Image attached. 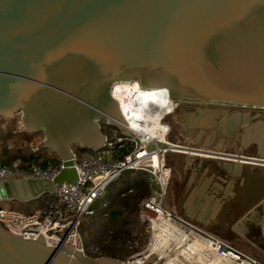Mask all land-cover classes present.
<instances>
[{"label":"water","instance_id":"water-1","mask_svg":"<svg viewBox=\"0 0 264 264\" xmlns=\"http://www.w3.org/2000/svg\"><path fill=\"white\" fill-rule=\"evenodd\" d=\"M131 79L167 89L175 105L160 122L171 126L168 144L264 160V117L221 109H264V0H0V118L20 116L27 133L44 135L37 148L66 166L72 145L104 146L100 119L134 137L110 96L115 82ZM236 129L240 140L223 146ZM77 176L67 168L54 181ZM51 189L50 180H0V202ZM172 241L139 263L50 246L41 233L24 239L0 225V264H151Z\"/></svg>","mask_w":264,"mask_h":264},{"label":"built area","instance_id":"built-area-1","mask_svg":"<svg viewBox=\"0 0 264 264\" xmlns=\"http://www.w3.org/2000/svg\"><path fill=\"white\" fill-rule=\"evenodd\" d=\"M173 112V111H170ZM154 120L152 119V123ZM21 126L24 128L22 122ZM150 123L144 119L142 126ZM104 133V146L84 157L74 152L71 158L73 165L66 166V159L53 156L43 157L40 163L29 162L22 165L14 162L11 167L0 164V180L34 179L50 180L52 189L41 197H49L44 204L32 209L0 206V225L15 236L37 240L40 233L50 246L71 244L76 250L88 254L82 226L96 212V203L107 194L108 187L117 181L125 172H142L149 175L152 192L144 196L139 203V214L143 222L151 229V235L157 224L167 223L168 228L181 239L187 236L201 249V255L207 261L217 264H262L251 256L231 245L223 238L208 232L196 223L178 214L168 203L167 194L173 174V167L166 160L168 151H187L193 155L208 158H224L219 153L195 154L193 148L177 150L171 144L164 143L140 129H127L134 137L122 134L118 125L109 124ZM113 125V126H112ZM130 125V126H129ZM164 131L166 136L171 126ZM127 142L133 143L129 146ZM41 148H36L40 150ZM128 150V152H120ZM202 153V151L200 150ZM203 152H206L205 150ZM155 155L159 158L155 159ZM227 157V156H226ZM44 160L47 164L43 165ZM76 168L78 176L75 182H55L54 179L67 168ZM130 189L129 192H132ZM152 244L150 236V246ZM93 248V247H92ZM139 256V255H138ZM137 258V256H136Z\"/></svg>","mask_w":264,"mask_h":264},{"label":"crops","instance_id":"crops-1","mask_svg":"<svg viewBox=\"0 0 264 264\" xmlns=\"http://www.w3.org/2000/svg\"><path fill=\"white\" fill-rule=\"evenodd\" d=\"M201 151L189 152L215 153ZM53 157L61 156L56 153ZM170 157L173 183L178 176L175 189L182 186V203L178 207L181 214L237 249L264 260V160L234 155L203 158L184 153ZM177 199L176 192V204Z\"/></svg>","mask_w":264,"mask_h":264},{"label":"rangeland","instance_id":"rangeland-1","mask_svg":"<svg viewBox=\"0 0 264 264\" xmlns=\"http://www.w3.org/2000/svg\"><path fill=\"white\" fill-rule=\"evenodd\" d=\"M133 84H135V85L137 84L140 86L139 82H135ZM121 92H123V91L120 89L117 90V92H115V94L120 99H122ZM162 94L165 95V93H159L157 95L150 96V97H152V100H155V101L152 104V106H150L148 108L139 107L137 102L133 101L132 99H128L126 101L124 100V102H123L124 108H126V111L128 113H131L135 118L133 125H142V121L144 119H146V120L150 121V123H147L143 126L146 127L148 130H153L154 135H159L158 131L161 132L160 128L162 126H164V128H168L165 124H160L163 113L161 111L157 110L158 105L161 102H163V100H165V98H166V96H163ZM151 111H154V112L151 114ZM128 113H126V118L130 119L131 116H129L130 114H128ZM168 114H170V113H168ZM152 119L154 120L153 123H152ZM20 121H21L20 116H17L15 120H7V119H1L0 118V164L5 165L7 167H11L14 162L19 161V162H21L22 165H25L28 163V161L24 160L23 158H29L31 156V154L35 158H37L36 156L38 154H42L40 156H55L56 153L54 151H52V149H49V148L44 147V146L40 147L41 149L39 151L36 150L38 145L43 143L44 135L40 134V133H37V134L27 133L25 131V128H23L21 126ZM97 122H98V124L101 125L102 133L103 134L106 133L108 131V128H109L108 119H106V118L100 119ZM127 144L129 146L133 145V143H131V142H127ZM71 148H72V151H74L75 153H77L81 157H84V156L91 154L95 151L94 149H91L89 147L84 148L80 144H74L71 146ZM120 152L124 153V152H128V150H124V151H120ZM175 152L176 151H168L166 153V155H168V153H170L169 155L173 156L174 154H176ZM184 152H187V151L186 150L181 151L180 154H183ZM166 155H165V157H166ZM227 155L228 154L219 153V156H222L224 158ZM195 156L202 157L199 155H195ZM42 158L43 157H40L39 161ZM203 158H208V157H203ZM168 164L171 165L169 162H168ZM132 173H136V172H132ZM173 174H174V169H173ZM173 174H172V178H171L170 185H169V190H168V194H167V201L170 204V206L178 214H180L182 217H184L181 214V210L178 208L180 205L176 204V201L174 200V198L176 197L175 186L178 183L177 182L178 176L174 177V183H173ZM148 177H150V176L148 175ZM152 190H153V187L150 185V181H148V187H146V191H145L146 194L144 196L149 195L152 192ZM142 192H143V190H141V191H139V190L135 191L134 190L132 192H129V194H133L134 196H136V195L139 196L142 194ZM142 198L137 197V199H142ZM47 199L49 200V197H44V198L40 197L38 199L28 201V202H21L18 200L1 201L0 206L24 208V209H30V208L34 209L37 206L44 204ZM135 200H136V198H135ZM139 216H140V214H139ZM140 220H141V224H143L145 226L144 231H141L138 229V230H134L131 232V234L128 237V240L126 242V245H127L126 249L127 250L124 251V252H128L126 254L127 255L126 260L132 261L136 258V256L141 255V254H149L154 249L153 238H154V234H155V228H154L153 234L151 235V229L148 227L147 223L143 222L141 218H140ZM83 235H84V238L87 240L88 233H85ZM150 236H151V240H152L151 246H150ZM225 241L229 242L228 240H225ZM229 243L231 245H233L231 242H229ZM87 248H88V252L90 255L91 254L94 255V254L98 253L97 246L94 244L88 245ZM158 258H160V257H158ZM257 260H259L262 264H264V260H262L260 258H257ZM157 263L158 262H156L155 264H157Z\"/></svg>","mask_w":264,"mask_h":264},{"label":"trees","instance_id":"trees-1","mask_svg":"<svg viewBox=\"0 0 264 264\" xmlns=\"http://www.w3.org/2000/svg\"><path fill=\"white\" fill-rule=\"evenodd\" d=\"M122 95V101L132 99L137 102L139 107L148 108L152 106L155 100L152 97L162 92H146L135 84H120L117 86ZM116 87V88H117ZM180 111H190V107H179ZM170 121V120H169ZM173 127H177V123L170 121ZM180 154L178 152H175ZM166 155V159L171 163V157ZM38 158V159H37ZM23 158L29 162L40 163V157ZM46 165L47 162H43ZM148 175L142 172L132 173V171L125 172L117 181L113 182L107 190L104 198L100 199L95 206L96 212L89 220L82 226L83 234L88 233L86 245L94 244L97 246V254H89L93 257L109 256L120 260H126V242L131 232L134 230L144 231V225L141 224L139 216V203L146 193L148 187ZM141 191L142 194L134 196L129 194V190ZM136 198V200H135Z\"/></svg>","mask_w":264,"mask_h":264},{"label":"bare ground","instance_id":"bare-ground-1","mask_svg":"<svg viewBox=\"0 0 264 264\" xmlns=\"http://www.w3.org/2000/svg\"><path fill=\"white\" fill-rule=\"evenodd\" d=\"M135 82L141 83V80L139 79H131L128 81H117L115 82L110 89V96L113 97L119 105V109L123 115V117L126 119L127 122L132 126L131 128H136L140 129V127H143L147 130V132H150L153 134V130H148L146 127L142 125H133L135 118L131 113H128L126 111V108L123 106V101L120 99L115 92L119 90V88H116L120 84H133ZM137 85V84H136ZM139 86V85H138ZM140 87V86H139ZM142 90L146 92H162L165 93V100L161 102L157 110L161 111L163 113L161 120L168 114L170 111H173L175 109V105L170 101L169 99V93L167 92V89L164 87H157V88H143L140 87ZM154 111H151V114ZM126 113L130 114L131 116L130 119L126 118ZM129 125V126H130ZM159 135H154V137L160 139L163 143L164 141L166 142L165 135L163 131H158ZM164 140V141H163ZM159 156L155 155V159H158ZM165 226V227H164ZM170 238H172V242L170 245L166 248L169 251L177 244L179 247L178 249L166 260L164 264H204L206 260L201 255V249L197 246L195 242L192 241V238H188V241H186V237L181 239L180 237L178 238L175 233H173V230L171 228H168L167 223L164 221V225L157 224L155 226V234L153 238L154 242V249L151 253L149 254H141L135 258V260L139 263L145 262L152 254L157 252ZM164 250L158 257L156 258L151 264H155L156 262H159L169 251ZM75 254V250L72 252ZM205 264H217L215 261H207Z\"/></svg>","mask_w":264,"mask_h":264},{"label":"flooded vegetation","instance_id":"flooded-vegetation-1","mask_svg":"<svg viewBox=\"0 0 264 264\" xmlns=\"http://www.w3.org/2000/svg\"><path fill=\"white\" fill-rule=\"evenodd\" d=\"M163 96H165L164 94H162ZM220 108V106H217ZM223 107L225 108H229V110H232V111H236V113H241V114H250V116L252 117V115L254 116H263L264 117V109H260V108H253V107H248V106H222L221 109L223 110ZM175 110V109H174ZM173 110V112H174ZM224 111H227V110H224ZM173 112H170V113H173ZM223 112V111H222ZM234 114V115H235ZM228 115V114H227ZM234 115H229L228 117L222 119V120H230L232 118V116ZM220 117V116H219ZM218 118V117H217ZM222 120H218V122L215 124V130H219V125L222 123ZM161 131H165L167 130V128H164V126H162L160 128ZM241 130V129H240ZM206 132V131H205ZM225 139H222L221 141H224V144L223 146L228 143V144H232L234 143L235 141H238L240 140V133L238 132V129H236L234 132H233V135L232 136H228V135H225V137H223ZM240 151V150H239ZM187 154V153H185ZM235 154H241V153H235V150L234 148L232 149V153L231 154H228L227 157H230L231 155H235ZM193 155V154H192ZM243 155H246V154H243ZM248 156V155H247ZM226 158V157H225ZM175 191L178 193V199H177V204H181L182 201H181V197H182V186H178V188L175 189ZM176 192H175V195H176Z\"/></svg>","mask_w":264,"mask_h":264}]
</instances>
